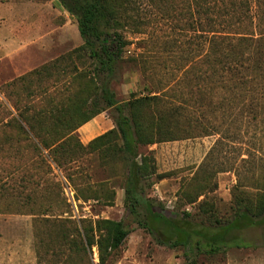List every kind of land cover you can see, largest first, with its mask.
I'll return each instance as SVG.
<instances>
[{
    "label": "trees",
    "instance_id": "16d2710c",
    "mask_svg": "<svg viewBox=\"0 0 264 264\" xmlns=\"http://www.w3.org/2000/svg\"><path fill=\"white\" fill-rule=\"evenodd\" d=\"M57 1L75 19L83 42L0 86V95L6 100L4 104L0 101V166L8 162L0 167L5 177L0 178V189L23 169L9 168L10 160L21 159L22 153L13 150L19 142L31 147L41 162L48 160L55 170L64 171L72 169L66 165L79 163V157L94 152L106 140L107 147L99 154L110 152L125 169L123 206L131 223L153 234L158 244L181 248L188 264H197L200 255L211 256L229 246H239L235 233L264 227V161H250L251 155L246 153L239 166L212 164L221 144L217 140L180 188L186 204L197 202L198 221L194 222L186 210L170 217L160 203L147 196L151 178L164 176L156 174L150 153L139 152L142 146L219 133L223 139L236 118L251 119L252 114L264 113H257L256 102L264 92V54L257 58L236 56L237 49L253 41L254 34L259 35L258 43L264 40V0H145L160 16L185 18L192 34L187 41L193 50L176 70L194 71L195 82L184 86L176 83V89L153 88L121 102L111 86L130 44L124 36L128 1ZM250 3L252 9L256 7L254 13ZM198 46L203 53L195 55ZM72 57L81 68L72 64ZM256 59L257 66L248 68ZM85 62L89 63L88 70ZM130 62L138 64L137 60ZM103 112L110 113L113 128L82 145L75 132ZM78 170L76 166V173ZM232 170L236 183L231 216L223 222L214 215L211 194L216 189L215 176ZM40 216L41 228H34L36 264H112L129 234L122 221ZM93 249L97 263L92 261Z\"/></svg>",
    "mask_w": 264,
    "mask_h": 264
},
{
    "label": "rangeland",
    "instance_id": "374dc122",
    "mask_svg": "<svg viewBox=\"0 0 264 264\" xmlns=\"http://www.w3.org/2000/svg\"><path fill=\"white\" fill-rule=\"evenodd\" d=\"M127 1V32L124 36L130 44L124 62L120 64L117 80L111 86L116 100L121 102L130 95L147 94L153 88L166 86L167 89H176V83L180 82L181 86L193 84L194 71L176 70L192 53L191 43L187 41L192 34L183 21L185 18L160 16L145 0ZM249 6L254 13L256 7L252 9L253 3ZM258 37L254 34L251 37L253 41L241 45L236 56L257 58L263 55L264 40L258 43ZM198 40L201 41L200 38ZM82 42L75 19L57 0H0V86L71 52ZM260 44H263L261 48ZM202 53L201 46H198L195 55ZM133 60H137L138 64L132 65L130 61ZM257 63V59L251 61L248 68H255ZM72 64L82 67L75 57H72ZM88 64H84L87 70L90 68ZM0 101L3 104L6 102L1 95ZM256 102L259 114L264 110V92ZM103 113L104 118L111 120L109 112ZM250 118H236L237 121L229 124V131L223 139L219 133L140 147L141 154L152 155L156 174L164 176L160 180L151 178V185L146 189L147 196L160 203L170 217L186 210L194 216L192 221H198L195 215L198 212L197 202L186 204L180 188L183 181L203 163L217 140L223 145L217 146L212 164L239 166L246 153L251 155L250 161H264V113L252 114ZM221 120H216L219 126ZM223 128L224 125L221 131ZM107 131L104 127L100 128L99 135L87 142L82 141L77 131L74 136L86 145ZM99 145L102 146L94 152L79 157V163L66 165L72 169L64 171L55 170L48 160L41 162L31 147L20 142L13 149L19 150L22 156L19 161L10 160L9 168L23 169L15 172L0 189V264H36L34 228H41L38 224L40 214L44 217L62 215L75 221H122L129 234L112 264H188L181 248L170 249L160 245L153 234L131 223L123 206L125 169L110 152L99 154L107 147L106 140ZM7 163H1L0 167ZM2 174L0 178L5 179ZM67 175L71 177L66 178ZM214 181L216 189L211 194L213 212L224 222L231 216V194L236 176L233 170L221 172ZM89 196H96L99 200ZM234 237L239 246H229L211 256L200 255L196 259L197 264H264V227H249L235 233ZM92 261L97 263L95 249L92 250Z\"/></svg>",
    "mask_w": 264,
    "mask_h": 264
},
{
    "label": "crops",
    "instance_id": "0c3cea01",
    "mask_svg": "<svg viewBox=\"0 0 264 264\" xmlns=\"http://www.w3.org/2000/svg\"><path fill=\"white\" fill-rule=\"evenodd\" d=\"M104 114L105 113H101L97 115L92 120L78 128L77 133L80 135L82 141L87 142L91 137L99 135V130L102 127L106 128V130L113 128L112 121L108 118H104Z\"/></svg>",
    "mask_w": 264,
    "mask_h": 264
}]
</instances>
